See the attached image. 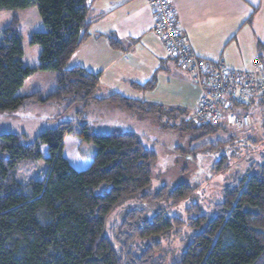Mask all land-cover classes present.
I'll use <instances>...</instances> for the list:
<instances>
[{
  "label": "trees",
  "instance_id": "1",
  "mask_svg": "<svg viewBox=\"0 0 264 264\" xmlns=\"http://www.w3.org/2000/svg\"><path fill=\"white\" fill-rule=\"evenodd\" d=\"M90 1L0 0V10L37 7L45 27L30 36V44L41 48L37 69L23 65L17 19L0 29V114L10 115L30 104L69 110L93 103L133 117L182 118L171 128L192 134L194 141L226 131L222 124L196 126L189 120L191 114L179 108L118 94L98 98V75L67 68L89 38ZM37 70L56 74L53 88L17 96ZM152 87L148 83L138 89L146 92ZM254 102L264 108L263 97ZM76 116L35 135L0 132V264H264V140L231 137L221 143L258 151V161L247 159L248 174L236 175L223 187L212 215L198 214L196 205L187 210L198 214L186 224L194 234L189 243L181 241L184 250L173 256L170 250L160 253L162 240L170 237V242L184 222L165 210L149 218L148 204L168 201L177 206L193 195L194 188L178 184L143 194L152 182L155 152L134 133L97 132L80 112ZM71 144L75 153L68 156ZM84 145L94 149L90 147V155L82 151ZM235 155L221 156L215 170L225 169ZM39 161L46 169L38 178L29 171L23 181L18 178L22 166ZM120 209L118 218L114 214Z\"/></svg>",
  "mask_w": 264,
  "mask_h": 264
},
{
  "label": "rangeland",
  "instance_id": "2",
  "mask_svg": "<svg viewBox=\"0 0 264 264\" xmlns=\"http://www.w3.org/2000/svg\"><path fill=\"white\" fill-rule=\"evenodd\" d=\"M14 18L17 19V30L21 36L23 65L37 69L41 48L30 44V36L34 32L45 31L38 9L37 7H31L27 9L0 10V29L8 25ZM260 25H263L264 29V20ZM177 68L184 72L179 66ZM55 77V73L37 70L24 81L16 95L25 96L34 90L48 91L55 85ZM166 77L159 78L160 82L156 89L141 92V99L144 98L148 102L162 104L166 108L178 107L186 111L187 114H191L194 110L196 96L198 94L200 96V90L191 76L187 75L189 83L184 86L175 84L172 77L171 83L168 85L164 82V79H167ZM253 101H257V98H253L250 102L235 108L236 112L246 113L251 117L252 125L250 128L242 131L227 128L225 132H218L216 135L207 136L199 141H194L192 134L178 132L171 128V126L179 125L182 118H178L176 121L167 119L159 121V119L154 117L147 119L128 115L129 117L126 116V120L120 121L119 117L115 119V111L106 112V117L103 115L104 111L96 110L95 106L98 105L93 103L86 106L76 105L69 110L54 105L30 104L23 110L10 115L0 114V132L18 131L35 135L45 127L76 119L77 112H80L83 118L97 132H108L111 129H116L124 133L136 134L144 146L155 152L157 156L152 166L151 185L143 194L152 195L163 186L172 189L178 184H187L194 188L193 195L177 206H173L168 201L161 203L150 201L148 204L147 216L149 218L157 210H165L169 215L183 220V227L179 231L174 232L173 239L171 237L172 240L170 242H168L170 237L162 240L160 253H168L170 250L174 256L177 254V250H184L181 241L186 239V243H189L194 234L186 224H191L198 214L212 215L214 206L221 200L223 187L232 181L236 175H238V178H242L248 174L249 163L246 162L247 159L252 158L258 161V151L251 153L249 148L241 151L236 150L240 143L235 142L230 148H226L225 145L221 144L229 141L231 137L238 138V140L252 137L254 142L256 140L257 142L258 140H264V108L260 107L258 103H252ZM89 106L94 107L87 108ZM129 120L131 122H128ZM70 143L67 142V144ZM90 147L93 149L92 146L87 145L82 147L84 154L89 153L88 155H90ZM75 148L74 144L70 145L68 156H70L72 151L75 153ZM228 153L230 155L235 153L236 155L230 157L225 169L215 170L217 166L215 163L221 159V156ZM45 169V164L41 161L36 162L32 166H22L18 178L23 181L26 171L30 172L31 177L38 178L39 173L44 172ZM192 205L198 207V214L194 211H187L190 208L192 209ZM131 208L136 207L131 205ZM131 208L129 207V209ZM121 215V209L114 214L118 218Z\"/></svg>",
  "mask_w": 264,
  "mask_h": 264
},
{
  "label": "crops",
  "instance_id": "3",
  "mask_svg": "<svg viewBox=\"0 0 264 264\" xmlns=\"http://www.w3.org/2000/svg\"><path fill=\"white\" fill-rule=\"evenodd\" d=\"M174 5L180 28L196 56L221 60L234 70H253L264 50L260 25L264 0H174ZM87 25L89 38L72 55L67 68L80 67L98 75V98L118 94L148 102L141 99L139 86L151 83L152 91L159 78L166 76L168 85L171 77L175 84L188 85V74L177 68L151 32L153 9L149 0H92ZM199 98L198 94L194 109ZM95 109L104 111L106 117V112L115 111V119L120 121L130 116L111 106Z\"/></svg>",
  "mask_w": 264,
  "mask_h": 264
},
{
  "label": "built area",
  "instance_id": "4",
  "mask_svg": "<svg viewBox=\"0 0 264 264\" xmlns=\"http://www.w3.org/2000/svg\"><path fill=\"white\" fill-rule=\"evenodd\" d=\"M153 9L151 32L162 43L165 53L191 76L200 98L189 120L196 126L220 125L242 131L252 125L251 117L236 112L237 106L253 98H264V50L252 71L227 67L223 61L196 56L180 28L174 0H149Z\"/></svg>",
  "mask_w": 264,
  "mask_h": 264
},
{
  "label": "water",
  "instance_id": "5",
  "mask_svg": "<svg viewBox=\"0 0 264 264\" xmlns=\"http://www.w3.org/2000/svg\"><path fill=\"white\" fill-rule=\"evenodd\" d=\"M91 1L88 3V6L90 5Z\"/></svg>",
  "mask_w": 264,
  "mask_h": 264
}]
</instances>
